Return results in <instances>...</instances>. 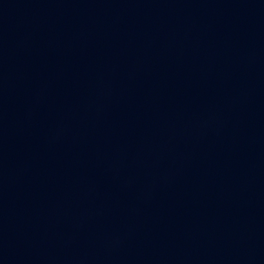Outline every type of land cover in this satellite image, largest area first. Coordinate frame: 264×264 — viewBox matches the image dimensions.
I'll use <instances>...</instances> for the list:
<instances>
[{
	"label": "water",
	"instance_id": "obj_1",
	"mask_svg": "<svg viewBox=\"0 0 264 264\" xmlns=\"http://www.w3.org/2000/svg\"><path fill=\"white\" fill-rule=\"evenodd\" d=\"M0 264H264V0H0Z\"/></svg>",
	"mask_w": 264,
	"mask_h": 264
}]
</instances>
